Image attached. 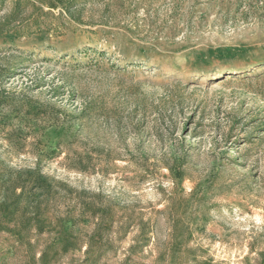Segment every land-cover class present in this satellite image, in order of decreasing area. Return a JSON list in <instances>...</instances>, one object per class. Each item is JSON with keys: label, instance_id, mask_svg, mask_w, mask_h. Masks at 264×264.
<instances>
[{"label": "rangeland", "instance_id": "obj_1", "mask_svg": "<svg viewBox=\"0 0 264 264\" xmlns=\"http://www.w3.org/2000/svg\"><path fill=\"white\" fill-rule=\"evenodd\" d=\"M16 1L0 264H264V0Z\"/></svg>", "mask_w": 264, "mask_h": 264}, {"label": "trees", "instance_id": "obj_2", "mask_svg": "<svg viewBox=\"0 0 264 264\" xmlns=\"http://www.w3.org/2000/svg\"><path fill=\"white\" fill-rule=\"evenodd\" d=\"M3 0H0V3L2 2ZM21 1L20 0H18V1H16V3L15 4H19ZM50 8H54V5L53 4H50ZM16 33H18L17 31H16Z\"/></svg>", "mask_w": 264, "mask_h": 264}]
</instances>
